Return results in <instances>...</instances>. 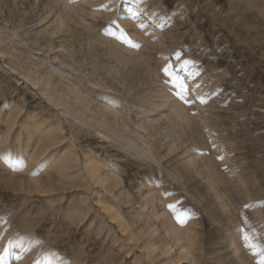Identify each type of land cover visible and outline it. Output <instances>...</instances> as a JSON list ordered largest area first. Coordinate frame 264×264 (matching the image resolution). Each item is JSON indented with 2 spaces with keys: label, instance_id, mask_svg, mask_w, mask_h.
Instances as JSON below:
<instances>
[{
  "label": "rangeland",
  "instance_id": "rangeland-1",
  "mask_svg": "<svg viewBox=\"0 0 264 264\" xmlns=\"http://www.w3.org/2000/svg\"><path fill=\"white\" fill-rule=\"evenodd\" d=\"M244 231L264 243V0H0L7 264H257Z\"/></svg>",
  "mask_w": 264,
  "mask_h": 264
},
{
  "label": "snow or ice",
  "instance_id": "snow-or-ice-1",
  "mask_svg": "<svg viewBox=\"0 0 264 264\" xmlns=\"http://www.w3.org/2000/svg\"><path fill=\"white\" fill-rule=\"evenodd\" d=\"M143 27V25H141ZM106 34L116 36V32H112L110 29ZM118 39H120L124 44H127L128 46L132 48H139L140 45L138 43H135L132 41V39L124 32L123 29H120ZM179 58V57H178ZM191 63L190 61H184V64L181 66L182 68H186L187 65ZM163 71L165 74L169 77H171V82L175 85L176 88L179 89V91L176 93V95L184 101L186 104H191V101L188 100L186 93L190 90L187 86L186 82L182 77H179L175 74V72L172 71L171 65L166 66ZM193 74L189 73V76L191 77ZM201 103H207V101L204 99V97H199ZM219 159H222V157H218ZM19 164V161L16 162ZM173 211H175L174 205H169ZM245 208L249 207V205H244ZM176 220L180 224L185 223L186 216L182 214L176 215ZM243 223H247V218L244 219ZM255 233H249L247 231L243 232V240L245 246L251 251L252 255L254 257H257V264H264V243H260L254 240ZM7 255V249H5V255H0V264H7L6 260Z\"/></svg>",
  "mask_w": 264,
  "mask_h": 264
},
{
  "label": "bare ground",
  "instance_id": "bare-ground-1",
  "mask_svg": "<svg viewBox=\"0 0 264 264\" xmlns=\"http://www.w3.org/2000/svg\"><path fill=\"white\" fill-rule=\"evenodd\" d=\"M110 213H111V217H112V219H114V220H120L121 221V219H120V217L119 216H117V214L112 210V209H110Z\"/></svg>",
  "mask_w": 264,
  "mask_h": 264
}]
</instances>
